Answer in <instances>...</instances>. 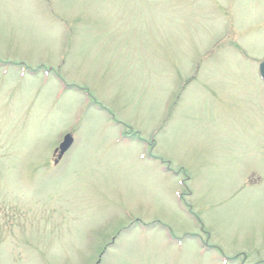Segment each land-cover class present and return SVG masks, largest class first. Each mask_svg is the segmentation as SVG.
Instances as JSON below:
<instances>
[{"label": "rangeland", "instance_id": "1", "mask_svg": "<svg viewBox=\"0 0 264 264\" xmlns=\"http://www.w3.org/2000/svg\"><path fill=\"white\" fill-rule=\"evenodd\" d=\"M263 56L264 0H0V264H264Z\"/></svg>", "mask_w": 264, "mask_h": 264}, {"label": "water", "instance_id": "2", "mask_svg": "<svg viewBox=\"0 0 264 264\" xmlns=\"http://www.w3.org/2000/svg\"><path fill=\"white\" fill-rule=\"evenodd\" d=\"M258 74L261 80L264 81V56L261 62L258 64ZM72 143V137L69 134L64 135L62 141L58 145V155L57 158H60L62 154L68 149Z\"/></svg>", "mask_w": 264, "mask_h": 264}]
</instances>
